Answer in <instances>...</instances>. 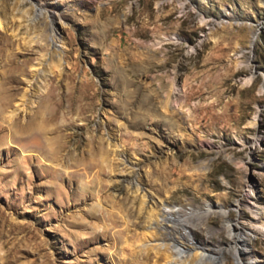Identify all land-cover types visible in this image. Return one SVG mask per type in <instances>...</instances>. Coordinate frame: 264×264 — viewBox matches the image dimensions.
I'll return each instance as SVG.
<instances>
[{"label": "rangeland", "instance_id": "obj_1", "mask_svg": "<svg viewBox=\"0 0 264 264\" xmlns=\"http://www.w3.org/2000/svg\"><path fill=\"white\" fill-rule=\"evenodd\" d=\"M0 10V79L17 76L20 96L33 65L48 64L21 115L41 137H13L0 117V264H162L145 248L152 201L155 212L182 207L196 240L208 238L206 260L237 264L231 233L264 259V0H0ZM51 30L61 53L31 46ZM100 141L120 156L100 158Z\"/></svg>", "mask_w": 264, "mask_h": 264}, {"label": "bare ground", "instance_id": "obj_2", "mask_svg": "<svg viewBox=\"0 0 264 264\" xmlns=\"http://www.w3.org/2000/svg\"><path fill=\"white\" fill-rule=\"evenodd\" d=\"M204 8V7H203ZM1 11V10H0ZM55 19H52L54 22ZM8 18H6L5 15L0 14V27H3V29L7 28L8 26ZM54 24V23H53ZM56 25H53L51 29H56ZM49 31V40H43L40 41L39 37H36L38 35H33L31 37V46L33 44L42 43L45 46H48L49 49H52L53 52L61 53L63 50L60 48V45L58 44V38L56 36V31ZM40 35V34H39ZM46 35V34H45ZM259 32H256L254 34V40L252 42L251 48L254 47L255 42L258 39ZM36 37V38H35ZM48 37V36H47ZM51 50V51H52ZM52 57V56H51ZM48 64L46 63V58L39 59L34 65L33 69L36 72V76L33 79H29L28 81L31 83V87H29V90L27 89L24 93H22L20 96L18 95V92L21 89L20 82L18 77L15 75H10L9 78L5 79L3 81L0 79V117H8V122L11 125V123H14V126L11 127V129H14L12 132V136L14 137L17 133L27 132L28 134L32 133L35 137H41V131L39 130V127L36 124L35 119L29 118L27 121L22 123V114L28 115L30 113V101L34 97L35 89L40 88L42 86L43 81H45L46 75V66ZM249 67V65H248ZM11 84L8 86V88H5V84ZM45 83V82H44ZM43 83V84H44ZM55 88V87H54ZM59 105V103H58ZM38 124L41 125V128L44 126L41 122ZM8 127V126H7ZM20 135V134H19ZM25 136V135H24ZM105 143V142H104ZM109 149L104 150L103 141L99 142L98 150L100 154V158L103 159L102 154H104L102 151H107V153L119 155V147L116 143H109ZM120 156V155H119ZM118 156V157H119ZM106 157H104V161ZM247 186H249L248 182L246 183ZM133 196L137 197V190L133 191ZM139 196V195H138ZM151 194H144L142 196V202L143 204L152 201ZM162 201V200H160ZM158 203V202H157ZM156 202L152 201V206L149 215V219L147 220L149 233H150V239L145 244V248L148 251H151L155 254L157 257L156 262L159 260L162 262V264H220L216 260L210 262L205 259V250H207L208 245V238H204L201 240V242L197 241L194 234L192 233V229L187 227V225L184 224V218L182 207L178 205H170V203L167 201L162 202V208L157 210L156 212L153 210L154 207H156ZM211 207H208L207 210H205V213H208L211 211ZM258 210V209H257ZM264 212V211H263ZM262 211H257L255 213V219H259L257 217ZM185 215V214H184ZM263 215V214H262ZM177 218V219H176ZM178 221V224L181 225V229L173 232L174 228L170 227L169 224H166V222L169 221ZM165 221V223H164ZM186 221V220H185ZM260 222V221H259ZM260 228L264 231V221L259 224ZM180 233V237L176 236V233ZM232 238L234 239V245L231 248L230 252H232L235 257L237 264H264V259H258L257 256L254 254H250V247L248 246V240L247 235H243V233H231ZM180 238H186L187 241L183 242L180 240ZM255 253V252H252ZM224 254H222L223 256Z\"/></svg>", "mask_w": 264, "mask_h": 264}]
</instances>
